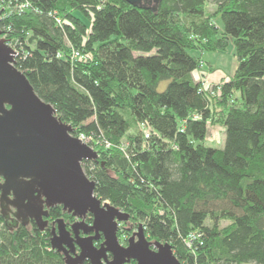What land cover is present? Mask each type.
I'll list each match as a JSON object with an SVG mask.
<instances>
[{"label":"trees","instance_id":"obj_1","mask_svg":"<svg viewBox=\"0 0 264 264\" xmlns=\"http://www.w3.org/2000/svg\"><path fill=\"white\" fill-rule=\"evenodd\" d=\"M23 3L30 8L20 11ZM0 6V29L20 51L17 68L75 137L91 140L99 159L83 169L97 196L130 217L129 231L142 226L182 264H264V0ZM231 43L234 75L203 88L194 78L202 55ZM217 124L222 149L205 145ZM62 218L61 206L50 210V222ZM0 264L66 262L50 230L34 222L11 230L0 209Z\"/></svg>","mask_w":264,"mask_h":264},{"label":"water","instance_id":"obj_2","mask_svg":"<svg viewBox=\"0 0 264 264\" xmlns=\"http://www.w3.org/2000/svg\"><path fill=\"white\" fill-rule=\"evenodd\" d=\"M125 1L144 8L142 3L149 0ZM3 32L0 30V209L10 229L34 222L45 231L50 210L61 206L64 213L79 220L71 228L75 238L68 246L66 264H182L170 244L149 241L142 226L128 246L122 244L118 231L130 217L97 196L95 182L83 169L85 161H98V152L75 137L55 107L37 94L17 68L16 52L8 39L1 38ZM89 215L93 223L86 225L85 234L95 235L82 237L79 231ZM57 223L60 237L70 235L63 219ZM101 236L104 242L97 247L95 242ZM60 237L51 243L62 253Z\"/></svg>","mask_w":264,"mask_h":264},{"label":"rangeland","instance_id":"obj_3","mask_svg":"<svg viewBox=\"0 0 264 264\" xmlns=\"http://www.w3.org/2000/svg\"><path fill=\"white\" fill-rule=\"evenodd\" d=\"M210 10H214V7H211ZM1 18L2 19L4 18L2 14H1ZM216 22L219 25V27L222 29L223 26H222L221 18H218ZM0 30L3 31L2 29ZM202 58H203V61H205L207 65L213 66L216 69L219 68L223 70L227 75H231V76L235 73L237 65H238V61L235 56V46L233 43H231V45L225 52H222V53L206 52L202 55ZM204 66H205V63H204ZM199 77H200L199 74L196 75L195 73L194 78L197 82L200 81ZM230 78H227L226 76L223 80H228ZM167 85H168V82L162 83L159 87V90L164 91ZM225 139H226L225 127H223L220 124L209 126L205 145L208 147L222 149L225 146ZM227 224L228 223H224V225H227ZM130 227H131L130 225L125 224V223L121 224L120 226V228L125 231V233L121 234L124 238V240L121 241L124 246L126 244V239H130L134 235L133 233H137V231H135L134 229L129 231ZM147 238L149 240V237Z\"/></svg>","mask_w":264,"mask_h":264},{"label":"flooded vegetation","instance_id":"obj_4","mask_svg":"<svg viewBox=\"0 0 264 264\" xmlns=\"http://www.w3.org/2000/svg\"><path fill=\"white\" fill-rule=\"evenodd\" d=\"M73 216L72 215H69V218L68 219H65V218H62L64 220V227L66 228V232L68 231L70 233V235L68 236H63V237H60V233H59V224L57 223L58 220L56 221H53V222H49V225L47 227L46 230H50V233H51V240L54 238V237H60L61 239L59 240L61 242V249H62V254L64 255V257H66V252H69L70 248L68 247L69 245H73V242H74V238H75V235H74V232L73 230L71 229L73 224L77 223L79 220H77L76 218H72ZM92 218L91 215H89L85 220H84V223L80 229V235L82 237H88V236H94L95 234L94 233H89V234H85V231L87 228L86 225H91L93 223V218H92V221H90V219ZM60 220V219H59ZM54 229L56 230L55 233L54 232ZM122 229L119 228V231L118 232H121ZM67 232V234H68ZM104 242V238L103 236H101V238L95 242V245L97 247H101V244ZM125 246H128V244H125ZM75 253L79 254L80 253V249L76 246V249H75ZM74 256L75 254L72 253ZM108 258L111 260L112 259V256L109 255ZM85 263H90L89 261H86ZM84 263V264H85Z\"/></svg>","mask_w":264,"mask_h":264},{"label":"built area","instance_id":"obj_5","mask_svg":"<svg viewBox=\"0 0 264 264\" xmlns=\"http://www.w3.org/2000/svg\"><path fill=\"white\" fill-rule=\"evenodd\" d=\"M18 8L20 9V11H23L24 9H28V8H30V5H29V3H23V4L20 5ZM0 9H1V6H0ZM1 19H2V18H1ZM3 31H4V32H3V35L1 36V38L8 39L7 44H8L11 48H13V49L15 50V52H16V57H15V58H16V60H17V58H19V56H20V51L18 50L17 44L14 43V41H12V40H10V39L8 38V34L6 33L5 30H3ZM73 57H74V58H82V57L80 56V52H78V51H75V52H74ZM202 85H203V88H206V89H210V90H212V85H213V84H209L207 81H203V84H202ZM219 91H220V89L218 88L216 91H212V94H213V95H214V94H217ZM142 128L145 129L144 131H145L146 138H147V139L150 138V136H151L150 129H149V128H146V126H145L144 124L142 125ZM77 138H79L83 143L89 145L91 148L95 149V146H94V145H91V140H90L89 138H87V136L81 134V135H80L79 137H77ZM97 144H98V143H96V145H97ZM99 145H104V144H103V142L101 141V142L99 143ZM106 147L109 148L110 145H109V144H106ZM196 239H197L196 236H192V241H191V243L189 244V246H191L192 242H193L194 240H196Z\"/></svg>","mask_w":264,"mask_h":264},{"label":"crops","instance_id":"obj_6","mask_svg":"<svg viewBox=\"0 0 264 264\" xmlns=\"http://www.w3.org/2000/svg\"><path fill=\"white\" fill-rule=\"evenodd\" d=\"M205 63V66L203 70L199 71L197 74H199L200 81H207L209 84H219L226 76L227 78L232 77L231 75H227L223 70L219 68H214L213 66L207 65L205 61H203V64ZM210 70V71H208ZM195 75V74H194Z\"/></svg>","mask_w":264,"mask_h":264}]
</instances>
